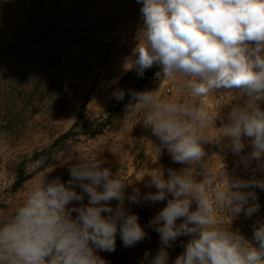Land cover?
I'll return each mask as SVG.
<instances>
[{
    "label": "clouds",
    "instance_id": "1",
    "mask_svg": "<svg viewBox=\"0 0 264 264\" xmlns=\"http://www.w3.org/2000/svg\"><path fill=\"white\" fill-rule=\"evenodd\" d=\"M137 2L142 3L143 35L126 67L143 75L157 64L158 76L185 78L193 98L217 90L239 93L243 103L232 107L215 140L227 138L231 151L240 154L245 139L251 138L252 151L242 160L264 161V0ZM159 90L131 92L126 108L142 110L143 125L151 128L173 162L188 167L169 169L167 179L160 171L150 176L157 191L146 200L164 201L171 195L149 221L161 241L150 264H168L167 249L182 235L191 239L174 264H264V221L256 222L250 241L223 227L217 214L226 209L231 221L241 212L251 217L259 205L249 202L255 200L254 192L242 189H264V180L234 179L225 172L223 186L209 191L214 180L205 172L197 182L194 169L203 166L204 144L211 141L206 129L217 116L213 119L199 104L163 99ZM124 95L120 90L114 98L120 101ZM103 163L98 158L79 161L69 169L67 183L59 177L43 180L10 214L0 212V264H107L96 250L114 251L118 232L125 247L145 239L138 215L124 208L126 182ZM138 197L135 189L129 200L139 203ZM113 200L119 201L115 209ZM72 201L79 204L69 207ZM194 201L197 207L191 210ZM149 257L146 251L144 258Z\"/></svg>",
    "mask_w": 264,
    "mask_h": 264
},
{
    "label": "rangeland",
    "instance_id": "2",
    "mask_svg": "<svg viewBox=\"0 0 264 264\" xmlns=\"http://www.w3.org/2000/svg\"><path fill=\"white\" fill-rule=\"evenodd\" d=\"M94 2H97L95 8L86 2L81 18L90 20L96 16L98 23L86 27L73 41L65 42L59 59L51 62L44 59L48 69L42 79L37 61L31 62L34 70L27 60L29 68L15 65V70L7 76L0 73V212L10 214L43 180L59 177L67 183L73 164L95 158L103 160L102 167L110 168L126 182V211L159 212L166 206V200L152 202L144 198L157 191L150 184V176L160 171L167 179L169 169L180 171L188 167L173 162L151 128L143 125L142 110L131 108L122 117H108L114 93L124 87L134 89L141 83L132 74L137 68L126 65L134 61V49L143 35L142 3ZM153 66L158 72L141 83L139 92L160 89L158 95L163 99L199 104L210 117L217 116L214 125L209 124L206 129L211 141L204 144L203 166L194 169L197 182L203 179L199 174L208 173L214 180L209 185L212 191L223 186L221 178L225 172L231 178L237 175L232 169L250 174L264 172V161L251 160L245 164L242 160L252 151L251 138L245 139L240 154L231 151L227 138L215 140L219 128L228 122L232 107L243 103L239 93L217 90L207 97L193 98L188 94L185 78L158 76L161 68L157 64ZM6 96L25 97L29 102L23 107L10 106L4 101ZM65 133H69V138L56 143ZM19 172H23L26 180L16 188ZM135 189L139 190V203L129 200ZM76 191L82 190L77 186ZM83 203H88L86 194ZM110 203L115 209L119 201ZM78 204L72 201L69 207ZM196 207L194 201L191 210ZM217 214L221 220L231 219L226 209H218ZM76 215L72 213L73 218ZM100 252L96 250L98 256Z\"/></svg>",
    "mask_w": 264,
    "mask_h": 264
},
{
    "label": "trees",
    "instance_id": "3",
    "mask_svg": "<svg viewBox=\"0 0 264 264\" xmlns=\"http://www.w3.org/2000/svg\"><path fill=\"white\" fill-rule=\"evenodd\" d=\"M95 0H0V73L2 76L10 74L11 70H15V65L20 68H29L28 62L37 61L42 72L38 75L40 79L46 73L48 67L44 64V59L55 61L62 55L65 42L73 41L82 31L89 26L96 25L98 20L96 16L92 18H81L83 8L86 4L92 3L93 8L96 7ZM16 66V67H17ZM34 70V65L31 63ZM152 66L150 71L144 70L143 75L135 70L132 74L136 80L145 83L147 77L152 76L158 70ZM132 89V87H124V99L117 101L113 98L112 107L109 113L110 118H118L130 112L131 108L126 106L131 101V92H139L142 84ZM5 103L10 106L23 107L28 104L29 99L19 96H6ZM264 108V104H261ZM69 138V133H65L57 142H61ZM234 179H257L264 180V172L244 173L236 172ZM231 171V173H232ZM26 180L23 172H19V178L15 184L19 188ZM243 191H252L255 193V200L250 199V203L255 202L259 205L256 212L251 217L245 214H239L230 220H221L223 227L229 230H238L245 238L252 240L253 230L257 225V221H264V189L249 188ZM171 198L169 194L167 200ZM130 213L138 215V222L144 228L146 237L138 242L135 246L125 247L119 235H116V247L114 251L101 250L99 256L103 258L107 264H150V259L155 256L157 250L161 247L159 233L149 226V221L158 213L153 209L133 210ZM182 223L178 219L177 224ZM191 236H179L167 249L169 254L168 264H174L177 256L182 254L185 245ZM150 253L148 260L144 258L145 252Z\"/></svg>",
    "mask_w": 264,
    "mask_h": 264
}]
</instances>
